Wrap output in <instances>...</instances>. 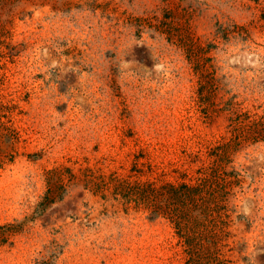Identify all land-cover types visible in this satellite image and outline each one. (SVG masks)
I'll use <instances>...</instances> for the list:
<instances>
[{
	"label": "rangeland",
	"instance_id": "374dc122",
	"mask_svg": "<svg viewBox=\"0 0 264 264\" xmlns=\"http://www.w3.org/2000/svg\"><path fill=\"white\" fill-rule=\"evenodd\" d=\"M263 9L0 0V264H187L173 223L127 192L194 176L235 111L264 118ZM230 159L222 258L264 264V140Z\"/></svg>",
	"mask_w": 264,
	"mask_h": 264
},
{
	"label": "trees",
	"instance_id": "16d2710c",
	"mask_svg": "<svg viewBox=\"0 0 264 264\" xmlns=\"http://www.w3.org/2000/svg\"><path fill=\"white\" fill-rule=\"evenodd\" d=\"M196 67L204 70L199 80L202 101L206 96L210 98L215 90L214 73L206 64L197 62ZM233 114L229 124L231 137L208 150L209 160L195 169L194 176L186 179L187 173L182 172L179 180L136 182L127 192L128 198L173 223L176 234L183 239L187 264H228L230 261L222 258V250L227 246L223 240L230 234L227 230L231 223L230 198L241 179L239 172L227 169V165L238 145L264 140L263 117L257 118L246 111Z\"/></svg>",
	"mask_w": 264,
	"mask_h": 264
}]
</instances>
